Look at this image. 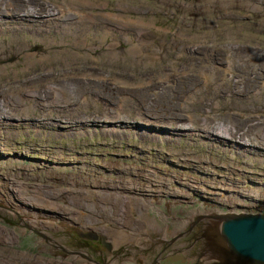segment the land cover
I'll return each mask as SVG.
<instances>
[{
  "label": "rangeland",
  "instance_id": "rangeland-1",
  "mask_svg": "<svg viewBox=\"0 0 264 264\" xmlns=\"http://www.w3.org/2000/svg\"><path fill=\"white\" fill-rule=\"evenodd\" d=\"M25 1L33 14L42 6L58 16L55 12L66 3L89 1L107 3L104 11L133 19L145 16V22L153 23L143 34L150 41L149 56L159 55L160 61L139 67L120 60L111 62L105 48L90 51L81 45L74 47L72 33L59 35L52 25L54 34L41 31L38 37L55 41L46 46L32 39L38 26L7 19L9 32L5 29L0 34V48L6 49V55H0V68L6 69V73L0 71V264H164L167 260L138 259L149 242L136 246L130 241V232L135 230L129 227H141L134 221L145 222L148 235L162 240L159 231L172 233L196 215L264 213V0ZM98 11L95 7L92 14L103 18ZM59 18V29L68 32L63 30L65 18ZM114 34L120 35L117 30ZM86 43L97 45L90 37ZM127 46L122 43L117 49ZM20 47L22 51L16 53ZM203 50L215 53L216 61L209 66L219 76L232 62L226 80L205 82L209 78H203L206 74L198 70L201 67L189 66L193 52L202 55ZM86 52L90 56H85ZM28 54H34L31 65L24 63ZM247 54L254 57L255 64L241 67L237 57ZM42 56L44 60H40ZM52 84L61 85L70 95L75 102L70 101V108L78 106L74 114L66 105L52 107L41 99L35 104L24 100L28 107L22 110L12 96L23 89L41 93ZM123 97L128 101L121 102ZM120 105L125 107L119 114L127 118L111 125L105 111ZM10 109L14 115L19 113L15 121L3 119L11 114ZM173 112L195 114L214 129L230 124L240 134H235L232 139L236 142L229 147L227 141L208 137L216 138L211 132L196 129L168 134L165 127L169 125L153 124L159 116ZM56 115L67 122H57ZM221 121L225 123L220 125ZM242 132L250 140L240 138ZM27 226L43 230L71 250L77 248L68 244L69 227L94 230L110 241H121L114 242V251L104 250V258L85 247L83 251L95 263L62 252ZM208 230L215 231L216 225L211 222ZM94 244L92 247L101 249L99 243ZM200 252L210 264L216 262L206 250ZM178 263L207 261L187 255Z\"/></svg>",
  "mask_w": 264,
  "mask_h": 264
},
{
  "label": "bare ground",
  "instance_id": "bare-ground-1",
  "mask_svg": "<svg viewBox=\"0 0 264 264\" xmlns=\"http://www.w3.org/2000/svg\"><path fill=\"white\" fill-rule=\"evenodd\" d=\"M66 2H63L62 4H65ZM26 1L25 0H0V34L4 33V30L7 29L9 32L10 26L6 25L7 23V19L9 18H16L19 21L23 22V21H28L30 22L32 25H36L38 26V29H35V33L32 36V39L34 41L38 40L42 43H44L46 46H49L50 44H55V41L53 39L49 40V39H39L38 37L42 34V32L47 31L46 33H53L54 32H59V35H64V34H68L69 32H71L74 36V40H73V46H77V45H81L83 48H85L86 50H90V51H94L97 48H105V56L106 58L111 61V62H116V61H121L122 63H127L129 65H131V67H139L142 65H147V64H154L155 61H160V57L159 55H156L155 57H150V41L147 40L143 34L147 33V28L152 27L153 23H149V22H145L144 20H148L145 16H141L138 17L136 19L130 18V17H126L124 15H119V14H115L112 12H107L104 11V7L107 6V3H93V2H89V1H84L82 3V5H78V4H71V3H66L65 7H59V10L55 13H57L58 16H55L51 10L46 11L44 9V7L40 6L37 7L34 14L32 13V11L26 9ZM95 7L99 8L98 14H101L103 16V18L99 15H95L92 14L93 10ZM67 9L71 10L72 13L70 14H74V16H71L70 14H68L69 12H67ZM97 13V12H96ZM107 16L108 18L104 17ZM63 17L65 18L63 21L64 24L67 25V27L63 28V30H67L68 32H61V30L59 29V27H61V25L58 24V22L60 21L61 18ZM46 17V18H45ZM33 19V20H32ZM62 21V20H61ZM101 22V23H99ZM112 23H116L115 27L111 26ZM50 25L54 26L55 30L53 32L52 28L50 27ZM4 27V28H3ZM94 28V30H93ZM15 30H18V28H15ZM114 30H117L120 35L116 36L114 34ZM166 30V29H165ZM30 31V30H29ZM42 31V32H41ZM167 31V30H166ZM92 34V35H91ZM97 34H100V37H97ZM180 35V34H179ZM87 37H90L91 40L96 41L97 45H94L93 43L87 44L86 40ZM110 37V38H109ZM223 39V38H222ZM225 39V38H224ZM223 39V40H224ZM227 40V39H226ZM61 43V42H60ZM122 43H127L128 46L126 49L122 50L121 49H117L119 46H121ZM2 46V44L0 45ZM161 47L164 48V44H161ZM46 48V47H45ZM23 47H20L19 49H16L15 52L18 53V51H22ZM6 49L4 48V50L2 48H0V55H6L5 54ZM201 53H203L202 55H197L196 52H193L194 56L190 59V64L189 66H194L196 67H201V69H198L201 73L206 74L204 75L203 78H209V80H205V82L207 81H215L219 78H221L222 80H226L227 79V75L229 74L227 71V68L231 70V66H232V62L230 61L231 66H228L226 68L223 69L224 71V75L223 76H219L217 75V71L214 69V67H210L209 66V62H215L216 61V55L215 53H212V50H203ZM34 54H28L26 55L25 61L24 62L26 65H31L33 62L30 61L31 56ZM85 56H90L89 52L85 53ZM17 57V56H16ZM19 57V56H18ZM229 57V54H228ZM45 58V57H44ZM43 56L41 57L40 60H44ZM48 58V57H47ZM74 59V58H73ZM75 60V59H74ZM229 61V60H228ZM248 62H250L252 65L255 64V59L252 55H239L237 57V62L241 67H244ZM35 65V64H34ZM25 69V68H24ZM30 69V68H29ZM5 68L1 67L0 71H2L3 73L5 72ZM21 70V69H20ZM226 70V71H225ZM0 72V73H2ZM191 77V76H189ZM98 78V77H96ZM123 83V82H122ZM121 84V83H120ZM126 84V83H123ZM23 94H22V93ZM21 92H15L13 93V98L19 102L18 104H21L22 110H25L28 106L26 104H24V100H28V102L35 104V101H39L40 99L43 100L42 102H47L48 105H52V107H54L53 105H55L56 107L60 108L64 105H66V107H68V110H72L73 114L74 112L77 110L78 106L76 105L75 107H71V102L73 101L70 97V95L65 94L66 90L61 89V85H57V84H52L50 86L47 87V89H43L41 90V93L46 92L48 93V95H44L42 96L41 93H39L37 90H32V91H28L27 89H23ZM102 96H104V92L101 91ZM191 97H193V95H191ZM54 98V99H52ZM44 100H48V101H44ZM128 99L127 97H123V100L121 102H127ZM58 102H60V106L58 105ZM74 102V101H73ZM75 103V102H74ZM39 104V103H38ZM42 104V103H41ZM46 104V103H45ZM1 107H2V102L0 101V116L3 115L1 113ZM31 107V105H30ZM49 107V106H48ZM47 107V108H48ZM125 107V105H120L118 107L115 108V110L113 109V111H105L106 112V120H108L109 122L111 121V125L113 123L119 122L124 120L125 118H127L126 116H121V114H119L123 108ZM41 108V105H40ZM44 108V107H43ZM183 108H187V107H183ZM29 109V108H28ZM27 109V110H28ZM117 109V110H116ZM26 110V111H27ZM49 110V109H48ZM55 110V109H54ZM61 110V109H60ZM177 110H179V108L177 107ZM63 111V110H62ZM71 111V112H72ZM9 112L11 114H8L7 116H3L5 118L3 119H8V120H16V117L18 114H13L14 110L10 109ZM28 112V111H27ZM44 113V112H43ZM66 113V112H65ZM112 113V114H111ZM47 114V113H46ZM50 114V113H48ZM52 114V113H51ZM71 114V113H70ZM114 114V115H113ZM25 115V113L23 112L21 114V116L23 117ZM62 115V114H61ZM67 115V114H66ZM77 115V114H76ZM79 115V114H78ZM56 115V120L57 122H67V121H62L61 119H59ZM75 117L74 115H71V117ZM68 117V116H67ZM185 119L183 121V119ZM1 118V117H0ZM14 118V119H13ZM81 118V117H80ZM69 119V118H68ZM72 119V118H71ZM23 120V119H22ZM196 120L198 121L197 123ZM24 121V120H23ZM72 121V120H71ZM75 121V120H74ZM83 121V120H82ZM108 122V123H109ZM158 122H162L165 125H169L166 126L165 129L166 130H170L168 131V134H173V133H183L185 131H188L191 133L192 130H199L200 132H204V133H208L211 132L214 135H216V138H214L213 136H208L215 139H222L224 141H227V143L229 142L230 144L228 145L229 147L231 146L232 143L236 142L235 139L233 141L232 138H235V134L239 133L240 131L235 130V128L237 127H232L233 125L229 124V127L225 128H216L214 129V127L210 126L208 124L207 120H200L197 118V115L195 114H191V113H185V114H177V113H172V114H168L166 115L164 118L162 117H158L153 124L157 125ZM139 123H141V121H139ZM179 123H181L182 125H180ZM225 123L224 122H220V125H223ZM82 124V123H81ZM190 124V125H189ZM196 124V127H193V125ZM142 128L147 127L146 124H141ZM164 128V126H162ZM68 128V127H67ZM72 128V127H71ZM36 134L39 132L38 129H35ZM46 131V128H45ZM94 131V130H93ZM52 132V131H51ZM56 132V131H55ZM100 132V131H99ZM103 132H107L105 130H103ZM57 133V132H56ZM135 133V132H134ZM39 134V133H38ZM72 133H70L71 135ZM79 134V133H78ZM91 134V133H90ZM240 134V133H239ZM202 135V134H200ZM40 136V135H39ZM58 136V135H57ZM92 136V135H91ZM207 136V135H206ZM204 136V137H206ZM239 136V135H238ZM237 136V137H238ZM132 137V136H130ZM240 137V136H239ZM245 137L248 138V135L244 132L241 133V137L242 139H244ZM50 138V137H49ZM264 138V136H263ZM36 139V138H35ZM48 139V138H47ZM69 139V138H68ZM106 139V138H105ZM125 139V138H124ZM159 139V137H158ZM41 140V139H40ZM67 140V139H66ZM71 140V139H70ZM97 141L99 139H96ZM246 140V139H245ZM244 140V142H245ZM248 140H250L248 138ZM55 141V140H54ZM60 141V140H59ZM129 141V140H128ZM133 141V140H132ZM223 141V142H224ZM238 141V140H237ZM56 142V141H55ZM73 142V141H72ZM108 142V141H107ZM130 142V141H129ZM140 142V141H139ZM161 142V141H160ZM172 142V141H171ZM197 142V141H196ZM251 142H254L253 140H251ZM51 143V142H50ZM103 143V142H102ZM125 143V142H124ZM127 143V142H126ZM136 143V142H135ZM141 143V142H140ZM242 143V142H241ZM53 144V143H52ZM176 144V143H175ZM243 144V143H242ZM114 145V144H113ZM130 145V144H129ZM153 145V144H152ZM172 145V144H171ZM192 145V144H191ZM238 145V144H237ZM67 146V145H66ZM184 146V145H183ZM196 146V145H195ZM40 147V146H39ZM55 147V146H54ZM138 147V146H137ZM157 147V146H156ZM155 147V148H156ZM162 147V146H161ZM165 147V146H164ZM220 147V146H219ZM52 148V147H51ZM50 148V149H51ZM61 148V147H60ZM150 148V147H149ZM158 148V147H157ZM187 148V147H186ZM244 149H246V147H243ZM121 149V148H120ZM134 149V148H133ZM230 149V148H229ZM45 150V149H44ZM124 150V149H123ZM128 150V149H127ZM141 150V149H140ZM161 150V149H160ZM227 150V149H226ZM232 150V149H231ZM118 151V150H117ZM233 151V150H232ZM63 152V151H62ZM61 152V153H62ZM153 152V151H152ZM59 153V154H61ZM150 153V152H149ZM230 153V152H229ZM154 154V153H153ZM56 155V154H55ZM133 155V154H132ZM135 155V154H134ZM217 155V154H216ZM244 154H240V156H242ZM185 156V155H184ZM237 156V155H236ZM85 157V156H84ZM220 157V155H219ZM53 158V157H52ZM229 158V157H228ZM247 158V157H246ZM47 159V158H46ZM226 159V158H225ZM170 160V159H169ZM233 160V159H232ZM95 161V159H94ZM189 161V160H188ZM218 161V160H217ZM60 162V161H59ZM227 162V161H226ZM241 162V161H240ZM48 163V162H47ZM53 163V162H52ZM57 163V162H56ZM141 163V162H140ZM237 163V162H236ZM143 164V163H142ZM171 164V163H170ZM188 164V163H187ZM186 165V164H185ZM224 165V164H223ZM236 165V164H235ZM46 166V165H45ZM95 166V165H94ZM237 166V165H236ZM242 166V165H241ZM246 166V165H245ZM251 166V165H250ZM243 168V167H241ZM127 169V168H126ZM224 169V168H223ZM164 170V169H163ZM231 170V169H230ZM1 171V170H0ZM126 172V171H125ZM235 172V171H234ZM132 173V172H131ZM144 173V172H143ZM100 174V173H99ZM2 175V174H1ZM230 175V174H229ZM239 175V174H238ZM98 176V175H97ZM130 176V175H129ZM128 177V176H127ZM145 177V176H144ZM157 177V176H156ZM142 178V177H141ZM9 179V178H8ZM97 179V178H96ZM127 179V178H126ZM135 179V178H134ZM101 180V179H100ZM128 180V179H127ZM8 181V180H7ZM101 182V181H100ZM240 182V181H238ZM216 183V182H215ZM20 185V184H19ZM136 185V184H135ZM129 186V185H128ZM137 186V185H136ZM17 187V186H16ZM15 187V188H16ZM19 187V186H18ZM131 187V185H130ZM217 187V186H216ZM128 188V187H127ZM136 188V187H135ZM3 189V187H2ZM6 189V188H5ZM20 189V188H19ZM17 189V190H19ZM22 189V188H21ZM20 189V190H21ZM69 189V188H68ZM129 189V188H128ZM141 189V188H140ZM186 189V188H185ZM213 189V188H212ZM7 190V189H6ZM16 190V191H17ZM66 190V189H65ZM56 191V190H54ZM69 192V191H68ZM72 192V191H71ZM126 192V191H125ZM14 193V192H13ZM18 193V192H17ZM23 193V192H22ZM53 193V192H52ZM59 193V192H57ZM75 193V192H74ZM113 193V192H112ZM19 194V193H18ZM55 194V193H53ZM68 194V193H67ZM131 194V193H130ZM17 195V194H16ZM21 195V194H20ZM26 195V194H25ZM36 195V194H35ZM56 195V194H55ZM60 195V194H59ZM119 195V194H118ZM124 195V194H123ZM107 196V195H106ZM110 196V194H109ZM108 196V197H109ZM114 196V195H113ZM6 197V196H5ZM124 197V196H123ZM212 197V196H211ZM15 198V196H14ZM114 198V197H113ZM118 198V196H117ZM213 198V197H212ZM242 198V197H241ZM5 199V198H4ZM20 199V198H19ZM23 199V198H22ZM17 200V199H16ZM27 200V199H26ZM37 200V199H36ZM103 200V199H102ZM39 201V200H37ZM45 201V200H44ZM100 201V200H99ZM109 201V200H108ZM115 201V200H114ZM122 201V199H121ZM104 202V201H103ZM110 202V201H109ZM117 202V200H116ZM10 203V202H9ZM7 203V204H9ZM77 203V202H76ZM100 203V202H99ZM111 203V202H110ZM119 203V201H118ZM121 203V202H120ZM125 203V202H123ZM127 203V202H126ZM79 204V203H78ZM81 204V203H80ZM79 204V205H80ZM95 205V204H94ZM99 205V204H98ZM101 205V204H100ZM118 205V204H117ZM133 205V204H132ZM24 206V205H23ZM97 206V205H96ZM95 206V207H96ZM44 207V206H43ZM125 207V206H124ZM134 207V206H133ZM136 207V206H135ZM140 207V206H139ZM142 207V205H141ZM116 208V207H115ZM120 208V206L118 207ZM127 209V208H126ZM120 210V209H118ZM117 210V212H118ZM129 210V208H128ZM113 211V210H112ZM139 211V210H138ZM125 212V211H124ZM144 212V211H143ZM105 213V212H104ZM111 213V212H109ZM123 213V212H122ZM126 213V212H125ZM164 213V212H163ZM212 214H214L213 212H211ZM154 214V213H153ZM212 214H204L206 216H208V224L210 225L211 222H213V220L211 219V215ZM130 215V214H129ZM120 216V215H119ZM201 215H199L200 217ZM172 217V216H171ZM197 217V215H196ZM119 218V217H118ZM122 219V218H121ZM141 219H145V217H141ZM123 220V219H122ZM140 220V219H139ZM128 221V220H127ZM130 223V221H129ZM134 223L138 224L140 226L141 223V227L139 228L137 225V227L139 229H131V227H129L131 230H135L133 233L130 232V241L134 244L140 245L142 241L145 240V242H149V245L151 243H153V238L150 237L148 235V226L146 225L145 222L143 223L141 222H137L134 221ZM131 224V223H130ZM207 224V227H208ZM127 226V225H126ZM125 226V227H126ZM135 226V224H134ZM27 230H29L30 232L34 233L30 226H27ZM43 233L44 231L41 230ZM208 233L210 234V236L212 238H214V236L216 237V233L215 231H208ZM35 234V233H34ZM45 234V233H44ZM72 231L69 229V235H72ZM147 235V239H145V236ZM167 234L168 232H161L160 236L161 239L163 241L166 242V249L163 252L162 256L164 258V260H167L166 262H164V264H177L178 262L181 261V259L183 258H187V255H191L192 258L199 260V261H207L201 254L200 252V247L196 244V241L194 239L189 240L187 236H185V234H183L182 236H179L178 238H173L175 240L171 241L172 239H168L167 238ZM38 235V234H36ZM145 235V236H144ZM40 236V235H38ZM46 237H43L44 241L47 243H50L51 245H54L56 248H58L59 250H61L62 252H65L67 254H69L71 251H79L81 253H83L85 255V257H90L85 254V251H83V249L85 250V248H81V249H76V250H71L67 247H65V244H62L60 242H58L57 240H55L51 235H47L45 234ZM101 237L105 238V241L107 243L110 244V248H108L107 246L103 245L104 250L107 251H114L116 245L114 244V242H120L121 239L116 240V241H110L103 233H101ZM69 244V243H68ZM95 246V245H92ZM89 248V247H88ZM90 249V248H89ZM147 251L144 253H139L140 258L138 259H143V260H151V262H157V260H162L160 258L155 257V254L152 253L149 250V246L146 247ZM100 254L101 258H104L103 252ZM206 250V249H203ZM207 251V250H206ZM133 252V250H132ZM212 253V252H211ZM122 254V253H121ZM9 257V256H8ZM94 259V258H92ZM95 260V259H94ZM217 260V259H216ZM117 261V260H116ZM136 261V260H135ZM218 261V260H217ZM21 262V261H20ZM38 262V260H37ZM173 262V263H171ZM180 264V263H178Z\"/></svg>",
  "mask_w": 264,
  "mask_h": 264
},
{
  "label": "water",
  "instance_id": "water-1",
  "mask_svg": "<svg viewBox=\"0 0 264 264\" xmlns=\"http://www.w3.org/2000/svg\"><path fill=\"white\" fill-rule=\"evenodd\" d=\"M213 213L211 219L216 225V237L211 238L205 247L207 254L218 260L215 264H264V213ZM30 228L35 234L46 237L40 229ZM78 233L89 240L99 238L93 230L79 229ZM101 242L110 248L104 237ZM70 253L85 257L79 251ZM85 258L98 263L90 257Z\"/></svg>",
  "mask_w": 264,
  "mask_h": 264
},
{
  "label": "flooded vegetation",
  "instance_id": "flooded-vegetation-1",
  "mask_svg": "<svg viewBox=\"0 0 264 264\" xmlns=\"http://www.w3.org/2000/svg\"><path fill=\"white\" fill-rule=\"evenodd\" d=\"M209 214H211V212ZM200 215H201L200 217H199V215H197V217L194 216V218H192L187 224H185L183 228L177 229V230L173 231L172 233H168L167 238L172 239L171 241H173L176 238H178L179 236H182L183 234H185V236H187L189 240L194 239L196 241V244L200 247V249H206L205 246L207 245V243L209 242V240L212 237L208 233V231H209L208 227H207L208 216L202 215V214H200ZM177 218H181V217H177ZM69 229L73 233L72 235H69V240H71V242L69 244L73 245L77 249L89 247L92 250V252L97 253L99 257L101 256L100 254L104 250V247H103V244L101 242V233L100 232L95 231L99 236L98 239L89 240V239H85L79 235V233H78L79 229H77V228L74 229L72 227H69ZM131 229H134V228L131 226ZM84 231H87V230H84ZM161 232H164V231L163 230L159 231L157 235H160ZM165 232H168V229H166ZM173 238H175V239H173ZM90 243H93L92 245H95L94 243H99L101 249H95V247H92L89 245ZM165 249H166V242L163 240L155 239L153 241V243H151L149 245V250L155 254V257L160 258V259H164L162 254L165 251ZM210 260H215V259H210ZM215 261L216 262H212L211 264L217 263V260H215ZM204 264H206V263H204ZM207 264H210V263L207 262Z\"/></svg>",
  "mask_w": 264,
  "mask_h": 264
}]
</instances>
